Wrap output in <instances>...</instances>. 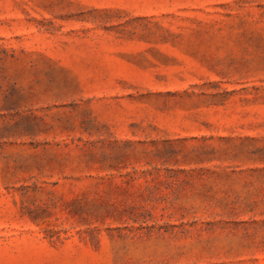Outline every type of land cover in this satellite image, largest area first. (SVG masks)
<instances>
[{"label": "rangeland", "instance_id": "1", "mask_svg": "<svg viewBox=\"0 0 264 264\" xmlns=\"http://www.w3.org/2000/svg\"><path fill=\"white\" fill-rule=\"evenodd\" d=\"M0 264H264V0H0Z\"/></svg>", "mask_w": 264, "mask_h": 264}]
</instances>
